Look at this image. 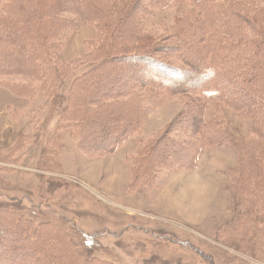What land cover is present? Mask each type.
I'll return each instance as SVG.
<instances>
[{
    "label": "rangeland",
    "instance_id": "rangeland-1",
    "mask_svg": "<svg viewBox=\"0 0 264 264\" xmlns=\"http://www.w3.org/2000/svg\"><path fill=\"white\" fill-rule=\"evenodd\" d=\"M139 1L130 11L133 19L128 20L126 31L134 41L143 38L138 49L155 51L159 59L179 69L191 67L183 53L192 50L195 40L204 45L205 39L197 29L188 33L198 25L209 27L205 13L190 0L162 9L149 6V0ZM224 2L219 3L225 7ZM244 2L248 20L238 41L224 30H206L211 33L206 41L212 46L236 48L234 64L242 62L240 71L264 57V45L258 40V33L264 31L258 27L264 24V0ZM228 15L237 21L239 13ZM63 17L76 19L79 25L55 45L52 55L53 61L57 58L60 64L62 60L65 67L56 65L55 79L60 71L64 77L56 83L57 91L67 94L73 77L89 60L86 54L94 49L89 43L96 41L97 33L81 15L63 12ZM187 37L195 38L193 44ZM50 64L42 62L31 74L0 76V201L19 202L24 207L20 214L31 217L33 224L46 222L43 229L61 233L60 246L66 252L62 248L61 261L78 250L80 260L75 264H85L83 259L87 264H264V222L254 220L259 214L264 217V211L257 209L261 199L255 202L251 197L254 205L248 206L242 200L246 192L241 149L229 140L220 145L205 133L198 138L204 145L196 161V138L189 130H181L192 99L205 105L204 118L227 124V134L232 131L245 141L255 136V113H245L221 99L200 100L197 91H166L157 102L142 97L149 87H139L143 117L127 142L110 154L83 152L78 126L61 114L64 104L60 109L52 106L51 77L42 84L41 68ZM195 76L194 72L186 79L192 84ZM67 116L76 117L71 109ZM151 140L159 144L177 141V153H183L185 162L170 165L172 157L166 167L158 157L151 158L145 171L140 148ZM151 152L159 155V149ZM48 234L47 246H57L54 235ZM253 241L261 247L257 255L244 249Z\"/></svg>",
    "mask_w": 264,
    "mask_h": 264
},
{
    "label": "trees",
    "instance_id": "trees-1",
    "mask_svg": "<svg viewBox=\"0 0 264 264\" xmlns=\"http://www.w3.org/2000/svg\"><path fill=\"white\" fill-rule=\"evenodd\" d=\"M149 1V6L162 9L186 0ZM190 1L205 13L209 27L206 28L205 24L202 27L198 25L188 33L190 35L197 29L199 35L202 31L201 36L203 40L205 39V44H200L196 40V44H193L191 42L195 38L187 37L193 47H190L192 48L190 52L183 54L191 67L187 65V68L179 69L159 59L160 55L155 51H140L143 49H138V43H141L143 38L136 37L134 41L131 35L127 34L128 20L133 19L130 18V11L140 4L139 0H0V76L2 78L22 71L24 74H31L29 71L36 70V66L40 67L42 62L51 63L41 68L43 72L41 77L42 84L47 82L45 79L49 80V76L51 77L52 106L60 109L64 104L61 114L67 117L69 124H72L70 122L73 120L78 126L81 136L80 150L97 155L110 154L127 142L131 133L135 131L136 125L143 117L142 108L138 105L140 95L136 91L139 87H149L142 97L148 96V99L157 102L165 98L166 91L189 93L197 91L200 100L221 99L230 102L232 106L243 108L245 113H255L253 130L255 136L245 141L240 136H234L232 131L227 134L228 130L225 127L227 124L222 126L219 121L213 122L204 118L205 105L202 106L192 99L189 100L192 105H188L190 112L184 119L181 130L184 132L189 130L196 138L193 155L196 161L204 145V140L198 138H204L205 133L207 138L220 145L222 141L229 140L238 146L242 151L241 173L245 175L242 189L246 194L242 200L248 206L254 205L251 203V197H254V201L255 198L261 199V203H256L257 209L264 211V57L261 62L258 57L252 63H247L248 67L240 71L237 68L242 62L235 65L237 52L234 46L217 48L206 41L211 34L206 32L209 28H215L213 31L224 30L225 34L231 36L229 37L231 40L238 41L237 36L248 20L244 2L246 0H224L225 7L219 3L222 0ZM63 12L81 15L96 30L97 39L89 43L94 49L86 54L89 60L83 64L84 69L73 77L67 94L62 92L63 95L60 97L62 93L60 90L57 91L56 83H62L64 77L60 71L57 75L58 80L55 79L56 65H59L58 69L65 67L64 64L61 65L62 60L60 64L57 58L52 60L54 47L62 42L68 32L79 27L76 19L63 17ZM230 12L239 13L237 21L229 17ZM91 16L94 18H90ZM258 24V27L264 30V24ZM258 35L255 37L264 45V31H260ZM257 38L254 40L257 41ZM212 42L215 41L211 40ZM251 42L254 43L252 40ZM169 47L173 49L172 45ZM171 71L176 73L171 75L173 74ZM194 72L196 81H192L191 84L186 77ZM181 75L183 78H177ZM246 83L251 85H245ZM70 109L76 117L67 116ZM83 138L85 142L82 141ZM45 143L44 141L43 145ZM178 145L179 143L174 140L160 144L151 140L146 147L140 148L146 162L143 166L145 171L151 158L158 157L159 162L165 166L172 157L174 158L170 165L175 162L174 164L178 166L185 162L183 153L181 151L177 153L180 150L177 148ZM158 149L159 155H153L151 151ZM137 159L140 160V156ZM22 209L24 207L19 202L0 201V264L79 263L78 250L70 251L69 259L61 261L59 254L62 248L66 253L64 247L60 246L61 233L51 232L46 226L43 229L46 222L40 225L33 224L34 220L31 217L20 214L19 211ZM254 220L261 223L264 222V217L259 214ZM46 232L54 235L57 246H47L46 239L50 234ZM249 239L252 241V238ZM244 249L246 251L250 249L252 255H257L254 253L261 247L253 241L245 245ZM82 262L87 264L84 259ZM100 264L106 262L101 261Z\"/></svg>",
    "mask_w": 264,
    "mask_h": 264
}]
</instances>
